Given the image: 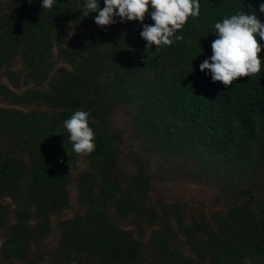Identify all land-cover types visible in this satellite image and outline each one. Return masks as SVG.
I'll return each mask as SVG.
<instances>
[{
  "label": "trees",
  "instance_id": "trees-1",
  "mask_svg": "<svg viewBox=\"0 0 264 264\" xmlns=\"http://www.w3.org/2000/svg\"><path fill=\"white\" fill-rule=\"evenodd\" d=\"M84 2L0 0V264H264V67L229 88L199 68L264 0H200L160 48L151 8L102 27Z\"/></svg>",
  "mask_w": 264,
  "mask_h": 264
},
{
  "label": "clouds",
  "instance_id": "clouds-1",
  "mask_svg": "<svg viewBox=\"0 0 264 264\" xmlns=\"http://www.w3.org/2000/svg\"><path fill=\"white\" fill-rule=\"evenodd\" d=\"M32 0H29L31 3ZM85 0L81 12L84 17L95 12V23L99 26L113 25L119 17L121 22L139 20L143 23L149 8L152 24H143L141 37L148 48L171 46L183 39L176 35L190 17L200 13V0ZM55 0H42L43 10L52 9ZM264 13V3L259 5ZM216 39L211 43L212 55L205 59L199 68L207 71L213 82L222 83L225 88L244 77L259 74L264 67L260 53L264 51V21L256 14L243 11L223 18L214 25ZM174 37V39H173ZM90 113L75 111L63 124L69 133L72 150L77 155H90L95 150V132L89 126ZM69 155V154H68Z\"/></svg>",
  "mask_w": 264,
  "mask_h": 264
}]
</instances>
